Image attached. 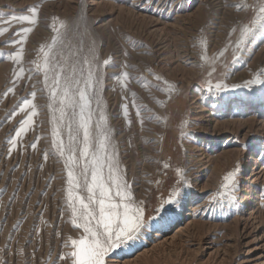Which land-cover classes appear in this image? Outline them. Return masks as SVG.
Segmentation results:
<instances>
[{"label":"rangeland","instance_id":"374dc122","mask_svg":"<svg viewBox=\"0 0 264 264\" xmlns=\"http://www.w3.org/2000/svg\"><path fill=\"white\" fill-rule=\"evenodd\" d=\"M254 4L0 0V29H7L0 33V264H70L60 257L71 251L69 238L82 234L71 223L43 71L33 63H42L39 49L51 43L54 28L63 40L58 49L70 61L111 57L103 68L104 109L124 178L145 208L138 239L109 252L105 264H264V33L235 56L237 34L230 35L253 15ZM32 7L36 25L11 19L31 15ZM24 27L33 31L17 63L21 44L15 41ZM202 47L209 57L227 51L205 64ZM123 71L131 77L126 87L116 79ZM257 73V82L249 83ZM216 83L226 87L216 89ZM33 92L38 114L10 152L9 141L31 111L19 106ZM132 93L135 105L144 106L139 117ZM230 173L235 179L225 189ZM174 186L179 202L157 212Z\"/></svg>","mask_w":264,"mask_h":264},{"label":"snow or ice","instance_id":"6c2138e0","mask_svg":"<svg viewBox=\"0 0 264 264\" xmlns=\"http://www.w3.org/2000/svg\"><path fill=\"white\" fill-rule=\"evenodd\" d=\"M239 7L237 6L238 9ZM252 9L253 15L249 20L231 30L230 35L237 34L236 39L232 41L235 48L233 56L258 32L264 33V0H255ZM30 11L31 15L13 16L11 19L34 26L38 22V10L32 7ZM53 30L56 35L52 37L51 43L41 45L39 49L42 63H33L37 69L43 71L44 90L47 91L49 100L47 107L51 115L52 146L63 160L67 173L65 191L66 203L71 211V223L74 228L82 229L79 238H69L66 246H70L71 251L60 259H68L70 264H105V257L109 252L138 239L146 223L145 208L142 201L134 199L131 185L124 178L104 109L101 95L103 68L110 65L111 57L102 63L97 62L98 57L94 54L90 58L86 56L82 64L77 59L70 61L63 51L58 49V45L63 43L61 34L55 28ZM4 31L7 29H0V33ZM32 31L33 27L22 28L23 35L15 41L21 44L14 56L17 63L22 60L23 42H26L28 34ZM201 44L203 46L204 42L201 41ZM225 51L227 48L209 57L206 49L202 47L201 60L205 64H215ZM124 67L127 68L128 65ZM23 72L24 68L21 67L17 77L22 76ZM260 75L261 73L255 74L256 78L249 83H256ZM116 79L122 87H126L131 77L127 71H123ZM156 79L161 78L157 76ZM209 87L211 88V84ZM223 87L226 86L215 84L216 89ZM171 88L172 86H169L166 90ZM35 96L36 93L33 92L32 99L25 98L19 106L20 112H26L27 109L31 111L27 112L15 136L9 141L12 145L10 152L16 147L17 138L23 136L32 125L33 117L38 114L37 105L33 103ZM132 96L133 106L137 108L136 115L139 117L144 106L135 105L136 94L132 93ZM124 115H128L127 105H124ZM140 122L143 124L142 118ZM32 147L35 148V144ZM164 167L167 168L168 165L165 164ZM177 173L182 182L188 185V181L183 179V170L177 169ZM234 179V173L228 174L224 177L225 183L222 187L228 189L229 182H234ZM234 191L233 185L232 192ZM180 195L179 187L174 186L168 198L161 201V207L156 211H166L163 205L178 203ZM227 198L231 201L235 196L231 194Z\"/></svg>","mask_w":264,"mask_h":264},{"label":"bare ground","instance_id":"6f19581e","mask_svg":"<svg viewBox=\"0 0 264 264\" xmlns=\"http://www.w3.org/2000/svg\"><path fill=\"white\" fill-rule=\"evenodd\" d=\"M76 22H78V20H76Z\"/></svg>","mask_w":264,"mask_h":264}]
</instances>
